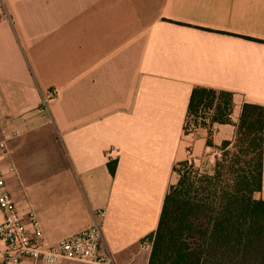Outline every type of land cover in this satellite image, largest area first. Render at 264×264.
<instances>
[{
  "label": "crops",
  "instance_id": "0c3cea01",
  "mask_svg": "<svg viewBox=\"0 0 264 264\" xmlns=\"http://www.w3.org/2000/svg\"><path fill=\"white\" fill-rule=\"evenodd\" d=\"M195 86L233 93L210 137L184 129ZM243 102L264 108V0H0V167L31 235L30 211L54 242L103 209L113 263L147 264L186 146L213 167Z\"/></svg>",
  "mask_w": 264,
  "mask_h": 264
},
{
  "label": "trees",
  "instance_id": "16d2710c",
  "mask_svg": "<svg viewBox=\"0 0 264 264\" xmlns=\"http://www.w3.org/2000/svg\"><path fill=\"white\" fill-rule=\"evenodd\" d=\"M232 106V92L195 86L187 114L196 121L207 112L211 123H229ZM263 120V106L243 102L232 139L218 145L212 172L199 173L186 161L175 166L178 179L148 235L147 264H264V198L256 194ZM108 166L113 174L115 162Z\"/></svg>",
  "mask_w": 264,
  "mask_h": 264
},
{
  "label": "built area",
  "instance_id": "2783aa9c",
  "mask_svg": "<svg viewBox=\"0 0 264 264\" xmlns=\"http://www.w3.org/2000/svg\"><path fill=\"white\" fill-rule=\"evenodd\" d=\"M206 113L199 115L196 121L193 116L187 114L185 132L190 135L197 127H206L210 137L217 123H211L209 113ZM262 144L264 147V120ZM5 147V140H0V153ZM113 151V148L106 151L107 158L112 157ZM185 155L188 166L193 168L196 159L192 154L191 141L185 148ZM28 216L33 227V235L22 221L0 167V264H58L65 260L85 264H114L103 245L102 222L105 216L103 209L94 211L91 222L85 228L54 242H48L43 238L34 213L30 211ZM141 247L151 248V239L144 238Z\"/></svg>",
  "mask_w": 264,
  "mask_h": 264
},
{
  "label": "rangeland",
  "instance_id": "374dc122",
  "mask_svg": "<svg viewBox=\"0 0 264 264\" xmlns=\"http://www.w3.org/2000/svg\"><path fill=\"white\" fill-rule=\"evenodd\" d=\"M208 153L210 154L211 152H208ZM208 153H206L203 156L204 158L202 157L201 160L198 159L199 161L194 165V167L192 169L197 170L199 173H205V172H208L209 170H211L212 164H211V162H209L210 155ZM259 196L262 197L264 195H259ZM66 263L67 264H73V262H71V261H67Z\"/></svg>",
  "mask_w": 264,
  "mask_h": 264
}]
</instances>
